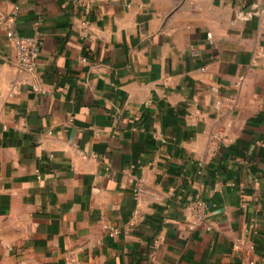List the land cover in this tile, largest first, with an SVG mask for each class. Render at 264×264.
<instances>
[{"label":"crops","instance_id":"crops-1","mask_svg":"<svg viewBox=\"0 0 264 264\" xmlns=\"http://www.w3.org/2000/svg\"><path fill=\"white\" fill-rule=\"evenodd\" d=\"M83 1L0 0V264H264V0Z\"/></svg>","mask_w":264,"mask_h":264},{"label":"built area","instance_id":"built-area-1","mask_svg":"<svg viewBox=\"0 0 264 264\" xmlns=\"http://www.w3.org/2000/svg\"><path fill=\"white\" fill-rule=\"evenodd\" d=\"M76 3L80 5H85L83 0H74ZM19 7L15 6L11 12H5L0 10V19L6 15L16 16L18 14ZM6 35L8 39L14 46L16 51V63L17 67L20 71L26 72H34L38 67L39 56L41 52L42 46V34L38 32L34 35H23L18 32L14 27H9L6 30ZM211 40L212 38L209 37ZM35 90H38V86H34ZM139 190H141L139 188ZM188 213L194 216L193 227L200 225H207L209 228V224L206 223L207 209L204 201L200 198L192 199L187 207ZM104 228L108 230L110 235H116L119 230L116 227L110 226L109 224H104ZM244 249H246L245 259L248 264H256L257 259L254 258L253 253L255 252V246L252 241L246 238H240L234 243V250L242 253L244 256Z\"/></svg>","mask_w":264,"mask_h":264}]
</instances>
